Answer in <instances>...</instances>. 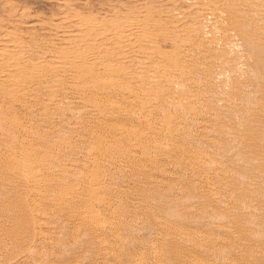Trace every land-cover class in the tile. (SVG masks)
<instances>
[{
	"label": "rangeland",
	"instance_id": "obj_1",
	"mask_svg": "<svg viewBox=\"0 0 264 264\" xmlns=\"http://www.w3.org/2000/svg\"><path fill=\"white\" fill-rule=\"evenodd\" d=\"M210 7L0 0L29 88L0 77V264H264V50L220 10L196 29ZM153 22L132 58L116 44ZM91 51L115 71L65 63Z\"/></svg>",
	"mask_w": 264,
	"mask_h": 264
},
{
	"label": "bare ground",
	"instance_id": "obj_2",
	"mask_svg": "<svg viewBox=\"0 0 264 264\" xmlns=\"http://www.w3.org/2000/svg\"><path fill=\"white\" fill-rule=\"evenodd\" d=\"M201 2H207L209 5H211L213 8L210 7L211 10H214L213 11V14L209 17V16H204L202 18H199V20L196 22V26L195 28L198 29L199 31L204 28V27H208V25H210V28L211 26L213 25L212 24V20L217 18L215 16V14L220 10V12H226L227 16L229 17V19L235 17L234 21H232L233 25L235 26L234 28H237V30L241 31L243 33L242 35V39L243 41H245L244 43H246V45H249L253 48H259L261 50H264V47L263 44H264V0H199ZM195 2V1H194ZM195 5V3H194ZM189 6V5H188ZM205 6V5H204ZM196 7L198 8V4H196ZM201 7V6H200ZM206 7H209L208 5ZM189 8V7H188ZM205 7H203L204 9ZM193 9V8H192ZM206 9V8H205ZM196 11V10H195ZM194 11V12H195ZM201 12V11H200ZM211 12V11H210ZM209 13V12H208ZM212 13V12H211ZM151 14V13H150ZM186 14V13H185ZM174 15V14H173ZM172 15V16H173ZM195 15V14H194ZM202 15V14H201ZM221 15V14H220ZM252 16L253 15V18L251 19L249 16ZM162 16V15H161ZM160 16V17H161ZM186 16V15H185ZM191 16V15H190ZM189 16V17H190ZM166 17V16H164ZM196 17V16H194ZM224 17V16H223ZM237 17V18H236ZM170 18V17H169ZM226 18V17H225ZM239 18V20H238ZM150 19V18H149ZM181 19V18H180ZM188 19V18H187ZM255 19L258 20L262 25L260 24H257L255 22ZM144 20H145V17H144ZM228 20V18L226 19ZM225 20V21H226ZM159 21V19H158ZM161 21V20H160ZM173 21V20H172ZM180 21V20H178ZM217 21H220V20H217ZM215 20V22H217ZM239 21V22H238ZM128 22V21H127ZM162 22V21H161ZM174 22V21H173ZM193 22V21H192ZM258 22V23H259ZM194 23V22H193ZM225 23V22H224ZM161 24V23H160ZM160 24L158 23H148L146 26H139L138 27V24L137 26H131L129 25L127 27V30H125L126 32V38L125 39H121L122 37H119L121 35H118V38L121 39L119 40L120 42H116V44L120 45L118 47L120 48H124V53L128 54L129 56L128 57H133L136 55V53L140 52L141 50H143V48H145L147 46L148 43H150L151 40H149V35L152 33L153 30H156L158 28H160ZM163 24V23H162ZM212 24V25H211ZM89 26V25H88ZM93 25H90V30H91V27ZM126 26V25H125ZM163 26V25H162ZM165 26V24H164ZM177 26V25H176ZM119 27V25H118ZM190 27V26H189ZM88 28V27H87ZM165 29L163 30H166V26L164 27ZM194 28V27H193ZM192 28V29H193ZM194 28V29H195ZM168 29V28H167ZM215 29V28H214ZM175 30V29H174ZM179 30V29H178ZM177 30V31H178ZM187 30V29H186ZM185 30V31H186ZM197 30V31H198ZM233 30V29H232ZM12 31V30H11ZM172 31V30H171ZM205 31V30H204ZM210 31V30H209ZM218 31V30H217ZM229 31V30H228ZM249 33H248V32ZM119 34L120 32L122 33V30L119 28L118 30ZM161 32H162V29H161ZM160 32V33H161ZM164 32V31H163ZM162 32V33H163ZM190 32V31H189ZM196 32V31H195ZM206 32V31H205ZM155 33V32H153ZM165 33V32H164ZM204 33V32H202ZM99 34V33H98ZM114 33H112L111 35H113ZM176 34V32H175ZM235 34V33H234ZM239 34V35H240ZM87 35V34H86ZM172 35V34H171ZM174 35V34H173ZM178 35V34H177ZM180 35V34H179ZM200 35V34H199ZM240 35V36H241ZM111 36V37H112ZM166 36V34L164 35ZM203 36V35H202ZM210 36V35H209ZM110 37V38H111ZM190 37V35H189ZM199 37V36H198ZM12 38V37H10ZM117 37H115V40H116ZM171 38V36L169 37ZM200 38V37H199ZM113 39V38H111ZM173 39V38H172ZM177 39V38H176ZM178 41V40H176ZM180 41V40H179ZM178 41V42H179ZM210 41V40H209ZM2 42V41H1ZM100 42V41H99ZM111 42V41H110ZM174 42V41H173ZM185 42V41H184ZM183 42V43H184ZM190 42V41H189ZM114 43V42H113ZM177 43V42H176ZM175 43V44H176ZM191 43V42H190ZM193 43V41H192ZM4 43H2L3 45ZM97 45V44H96ZM100 45V44H99ZM177 45V44H176ZM102 46V45H101ZM112 46V45H111ZM108 47V46H107ZM4 48V47H3ZM24 48V47H23ZM22 45L21 46H18V44L14 45L13 46V49L14 50H19L22 51ZM95 48V47H94ZM109 48V47H108ZM1 49V48H0ZM107 49V48H106ZM2 50V49H1ZM1 50H0V77H2V82H4L5 84H7L9 86V88H11L13 90V93L14 95L16 94H19V95H26L29 93V88L24 85L23 83L21 82H18V80H14L11 78V75L13 76L12 72L10 73H6V68H12L13 71L16 73V74H24L25 75V69H24V66L22 63H19V62H10V56H13L12 54H3L1 53ZM8 50V49H7ZM26 50V49H25ZM24 50V51H25ZM93 50V49H92ZM112 50V49H111ZM110 50V51H111ZM176 50V49H175ZM14 52V54L17 53ZM113 51V50H112ZM3 52V51H2ZM7 52V51H5ZM95 52V53H93ZM91 51L86 53L87 56L85 55H82L83 57H79L77 58V60H73L72 59H67L66 60V64L67 65H70L72 67H75L76 70H78L79 72L81 71H90V67L92 65H99V66H104L106 68V70L108 71H115L114 69V66L112 67V65L109 64V62H107V59L106 58H103L101 53L98 52V51ZM115 52V51H114ZM113 52V53H114ZM10 53V52H9ZM24 54V53H23ZM119 54V53H118ZM29 55V54H28ZM113 55V54H112ZM4 56H9L10 58L8 57H4ZM125 56V55H124ZM126 57V56H125ZM64 59V58H63ZM135 59V58H134ZM172 59V57H171ZM261 60V59H260ZM90 64H92L90 66ZM264 65V64H263ZM64 66V65H63ZM122 69V68H121ZM117 70V69H116ZM260 70H261V67H260ZM43 75V71L42 70H38L37 72V76L38 77H41ZM120 85V84H119ZM27 96V95H26ZM25 96V97H26ZM28 164V163H27ZM27 167V166H26ZM28 167L29 164H28ZM29 171H31V169H28ZM33 170V168H32ZM41 172L38 171V173L36 171H32V174L30 175V179L33 183H40L42 180V174H40ZM40 174V175H39ZM45 175H43L44 177ZM44 180H45V177H44ZM67 197V196H66ZM68 200V199H67ZM66 201V199H65ZM97 210H94V209H89L86 213V216H88L91 220H96L97 217H98V214L96 212Z\"/></svg>",
	"mask_w": 264,
	"mask_h": 264
}]
</instances>
